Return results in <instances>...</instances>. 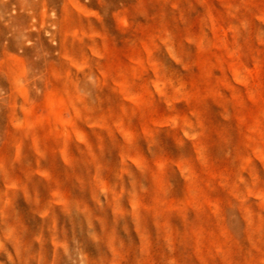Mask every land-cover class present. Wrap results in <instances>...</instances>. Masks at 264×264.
Listing matches in <instances>:
<instances>
[{"label":"rangeland","instance_id":"374dc122","mask_svg":"<svg viewBox=\"0 0 264 264\" xmlns=\"http://www.w3.org/2000/svg\"><path fill=\"white\" fill-rule=\"evenodd\" d=\"M0 264H264V0H0Z\"/></svg>","mask_w":264,"mask_h":264}]
</instances>
